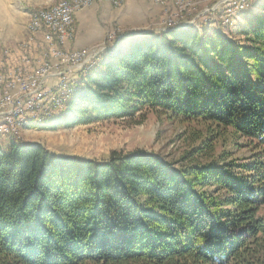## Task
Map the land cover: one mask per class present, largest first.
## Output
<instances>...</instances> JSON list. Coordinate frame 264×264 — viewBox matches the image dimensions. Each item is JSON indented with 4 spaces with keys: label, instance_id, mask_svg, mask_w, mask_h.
I'll use <instances>...</instances> for the list:
<instances>
[{
    "label": "trees",
    "instance_id": "trees-1",
    "mask_svg": "<svg viewBox=\"0 0 264 264\" xmlns=\"http://www.w3.org/2000/svg\"><path fill=\"white\" fill-rule=\"evenodd\" d=\"M86 78L52 127L146 109L196 126L193 158L229 133L250 154L175 168L145 148L98 160L13 136L0 144V264H264V13L241 41L146 32Z\"/></svg>",
    "mask_w": 264,
    "mask_h": 264
},
{
    "label": "rangeland",
    "instance_id": "rangeland-1",
    "mask_svg": "<svg viewBox=\"0 0 264 264\" xmlns=\"http://www.w3.org/2000/svg\"><path fill=\"white\" fill-rule=\"evenodd\" d=\"M18 1L25 13L21 14L22 19L18 21V27L11 30L13 33L9 37H0V80L5 77H18L19 70L33 74L47 63L52 64L58 72L69 69L70 83L65 86L58 83L60 75L54 74L45 78V85H49L52 91L47 93V101H44L48 102L49 106L50 100L53 102L63 89L65 93L70 91L65 99V102H69L75 92L71 93L74 88L73 79H77V84H82L83 74L84 80L87 81V73L95 67H100L105 52L112 50L117 44L123 43L126 46L130 39L146 32L186 27H195L201 31H219L231 39L241 41L243 29L250 25L257 15L264 13V0H234L236 3L223 2L224 0H123L121 4L120 0L113 3L94 1L98 6L97 10L86 17L77 16L78 11L74 18L72 37L59 42L57 45L60 49L56 51L45 40V33L41 28L33 30L31 18L34 13L59 0ZM91 4L93 1L87 6ZM8 26L9 23L0 21V34L7 33ZM86 40L88 41L85 42ZM14 46L22 52L20 57L23 62L20 64L9 63ZM72 50L87 51L88 55L86 53L83 57L84 61L86 60L83 66L67 59ZM1 87L3 89V82ZM67 110L68 107L65 108L64 104V110L57 114L48 111L52 116L34 118L38 121L41 118L53 117L41 124H23L15 130L0 131V144L9 147L10 138L14 136L28 142H40L53 153L98 160L107 158L113 150L145 148L171 162L175 168L205 160L216 161L223 152L231 151L227 159L239 157L240 161L250 154L248 147H235L234 137L229 133L218 139L215 148L208 155L193 158L187 152L200 143V140H194L191 136L196 126L182 122V116L170 118L166 113L146 109L137 111L133 117L124 116L73 126L52 127L55 121L65 116Z\"/></svg>",
    "mask_w": 264,
    "mask_h": 264
},
{
    "label": "built area",
    "instance_id": "built-area-1",
    "mask_svg": "<svg viewBox=\"0 0 264 264\" xmlns=\"http://www.w3.org/2000/svg\"><path fill=\"white\" fill-rule=\"evenodd\" d=\"M94 1H107L113 3V0H93ZM233 2L234 0H224ZM123 0H120V4ZM234 1L233 3H236ZM81 4H86L82 0H72L71 3H60L57 7V14H60V23H65L66 17H75L77 12L81 10ZM116 4V5H120ZM46 16V15H44ZM57 23V24H60ZM47 33L48 43L53 50L59 51L60 46L56 45V37L63 36V32L59 34L50 33V29L45 28ZM86 50H75L67 56L68 60L79 62V66L85 63L84 56ZM88 55V53H87ZM89 57V56H88ZM52 64H45L38 68L33 74L22 73L18 71V77H5L0 80V119H7V125H11V130H14V123L21 117L29 115L30 110H39V116L46 115L48 109H42V102L47 98V93L52 92L49 85H45V78L53 76L54 74L60 75L58 83L69 82L68 70H54ZM58 69V68H56ZM11 76V75H9ZM3 79V80H2ZM4 83L2 89L1 83ZM74 83V82H72ZM17 88V89H16ZM67 96H64V98ZM57 107H62V104H57Z\"/></svg>",
    "mask_w": 264,
    "mask_h": 264
},
{
    "label": "bare ground",
    "instance_id": "bare-ground-1",
    "mask_svg": "<svg viewBox=\"0 0 264 264\" xmlns=\"http://www.w3.org/2000/svg\"><path fill=\"white\" fill-rule=\"evenodd\" d=\"M85 1L86 4H81L82 6H87L88 3H90L93 0H82ZM119 0H113V2H118ZM72 0H59L55 4L42 9L32 15L31 18V26L33 30L35 31L38 28H41L44 33L45 37L48 41L47 33L45 32L46 29H50V33L52 34H59V32H63V36H57L56 37V45L64 41L70 37H72L74 29H73V23H74V18L75 17H66L65 18V23H60V14H57V7L58 4L60 3H71ZM46 15V16H44ZM60 23V24H57ZM60 44V43H59ZM88 59V58H87ZM86 61V60H85ZM85 64V63H84ZM83 64V65H84ZM74 83L76 79H73ZM70 82H65V83H60L61 85H67ZM73 83V84H74ZM74 89V88H72ZM72 91V90H71ZM69 90L65 93L64 89L60 92V96H57L56 99L50 100V106L47 104L48 102H42V109H48V111H52L51 113H59V111L64 110V104H65V99L64 96H67L69 94ZM47 101V100H45ZM57 104H62V107H57ZM47 115L45 116H52L50 113H46ZM43 115L39 116V110H30L29 115L26 117H21L20 119L17 120L16 123H14V130L18 128L17 126H22L23 124H30V119H38L42 117ZM9 129H11V125H7V119H0V131L7 132ZM11 131V130H10Z\"/></svg>",
    "mask_w": 264,
    "mask_h": 264
},
{
    "label": "crops",
    "instance_id": "crops-1",
    "mask_svg": "<svg viewBox=\"0 0 264 264\" xmlns=\"http://www.w3.org/2000/svg\"><path fill=\"white\" fill-rule=\"evenodd\" d=\"M127 1L130 2L131 0H127ZM97 8H98V6L95 3H93L91 5H88V6H85L84 8H81V10L78 12V15L77 16H79V17H81V16L82 17H86L87 14L93 13L95 11V9L97 10ZM22 13H25V12H24L23 8H21L18 0H0V21L1 22H4V23H9V26H8L9 27V30H8V32L5 33V34H3V32H2L0 34V37H5L6 38V37H9L13 33V32H11V30L12 29H16L18 27L17 26L19 24L18 21L22 19V16H21ZM42 36L43 35L41 34V37ZM44 39H45V37H44ZM45 40H47V39H45ZM87 41L88 40H86L85 42H87ZM11 53L12 54L10 56L11 58H9V63H15L16 62V64L17 63L20 64V63L23 62L21 60V57H20V53H22V52L20 51L19 48H17L16 46H14L12 48V52ZM5 144L7 145V143H5ZM1 145L4 148H6V149L8 148V145L7 146H4L2 143H1Z\"/></svg>",
    "mask_w": 264,
    "mask_h": 264
},
{
    "label": "water",
    "instance_id": "water-1",
    "mask_svg": "<svg viewBox=\"0 0 264 264\" xmlns=\"http://www.w3.org/2000/svg\"><path fill=\"white\" fill-rule=\"evenodd\" d=\"M162 30V29H161Z\"/></svg>",
    "mask_w": 264,
    "mask_h": 264
}]
</instances>
